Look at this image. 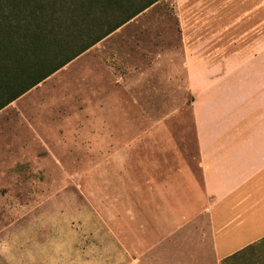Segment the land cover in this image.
<instances>
[{
    "label": "rangeland",
    "instance_id": "374dc122",
    "mask_svg": "<svg viewBox=\"0 0 264 264\" xmlns=\"http://www.w3.org/2000/svg\"><path fill=\"white\" fill-rule=\"evenodd\" d=\"M207 1L161 0L0 112V264L137 257L149 184L200 175L195 109L264 80V0Z\"/></svg>",
    "mask_w": 264,
    "mask_h": 264
},
{
    "label": "crops",
    "instance_id": "0c3cea01",
    "mask_svg": "<svg viewBox=\"0 0 264 264\" xmlns=\"http://www.w3.org/2000/svg\"><path fill=\"white\" fill-rule=\"evenodd\" d=\"M198 3L201 7L204 2ZM206 3L220 13H242V0ZM261 8L260 2L247 12ZM260 76L252 85L242 80L233 95L208 100L204 109H195L200 175L183 167L173 181L149 184L150 192L144 194L150 213L158 210L150 221L158 228L143 231L140 236L149 240L134 248L137 257L128 264H264V80ZM167 202L178 223L174 230L166 228L161 213Z\"/></svg>",
    "mask_w": 264,
    "mask_h": 264
},
{
    "label": "trees",
    "instance_id": "16d2710c",
    "mask_svg": "<svg viewBox=\"0 0 264 264\" xmlns=\"http://www.w3.org/2000/svg\"><path fill=\"white\" fill-rule=\"evenodd\" d=\"M160 1L0 0V112Z\"/></svg>",
    "mask_w": 264,
    "mask_h": 264
}]
</instances>
